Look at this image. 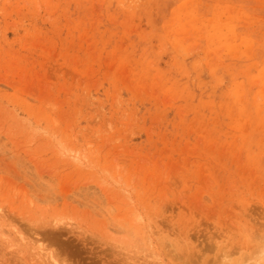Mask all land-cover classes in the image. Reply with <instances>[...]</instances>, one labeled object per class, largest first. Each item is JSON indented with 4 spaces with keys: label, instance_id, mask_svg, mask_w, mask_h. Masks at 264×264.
Listing matches in <instances>:
<instances>
[{
    "label": "rangeland",
    "instance_id": "obj_1",
    "mask_svg": "<svg viewBox=\"0 0 264 264\" xmlns=\"http://www.w3.org/2000/svg\"><path fill=\"white\" fill-rule=\"evenodd\" d=\"M0 264H264V0H0Z\"/></svg>",
    "mask_w": 264,
    "mask_h": 264
}]
</instances>
